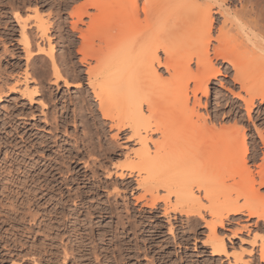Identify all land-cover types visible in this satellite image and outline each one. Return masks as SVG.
Wrapping results in <instances>:
<instances>
[{
  "label": "rangeland",
  "instance_id": "374dc122",
  "mask_svg": "<svg viewBox=\"0 0 264 264\" xmlns=\"http://www.w3.org/2000/svg\"><path fill=\"white\" fill-rule=\"evenodd\" d=\"M84 2L0 0V264H236L238 255L243 263L264 264L259 256L264 221L233 216L218 230L228 253L217 258L211 255L210 230L203 222L211 220L207 211H202L203 218L189 220L171 211L177 204L172 197V209L165 216L164 203L151 209L144 206L146 200H135L144 194L137 176L119 177L138 145L128 138L129 131L119 135L112 128L89 86L88 68L96 63L85 61L79 52L82 40L74 28V10ZM37 15L49 22L48 38L36 31ZM213 17L215 36L223 19L217 13ZM89 22L84 16L77 26L84 31ZM27 35L32 38L30 50L24 43ZM214 63L221 75L212 80L208 95L199 94L198 119L217 128L243 129L238 142L252 154L257 150L249 168L259 183L264 102L256 100L255 106L247 107L240 74L228 63ZM54 68L70 84L57 80ZM151 137L157 140L160 135ZM209 165L205 173L214 168ZM221 189L220 184L211 188L215 193ZM262 196L264 188L247 198L232 193V199L245 207L260 204ZM79 244L87 245L84 252ZM96 245L98 261L90 251Z\"/></svg>",
  "mask_w": 264,
  "mask_h": 264
},
{
  "label": "bare ground",
  "instance_id": "6f19581e",
  "mask_svg": "<svg viewBox=\"0 0 264 264\" xmlns=\"http://www.w3.org/2000/svg\"><path fill=\"white\" fill-rule=\"evenodd\" d=\"M89 9L95 13L91 15ZM213 13L223 19H219L221 26L215 36ZM74 15V28L82 40L79 52L85 61L96 63L87 74L101 113L119 135L129 131L128 138L138 145L134 159L126 162L119 177L137 176L138 188L144 194L135 200H146L144 206L151 209L164 203L165 216L172 209V197L177 204L171 211L189 220L207 211L211 220L203 222L210 230L211 255L227 256L219 229L239 214L264 221V196L260 204L248 207L232 199V193L238 198L260 195L264 158L257 183L249 160H255L258 152L254 149L252 154L240 146L238 136L243 129L200 122L195 104H200L199 94L208 95L212 80L221 75L214 60L228 63L240 74L247 107L255 106L256 100L264 102V0H85ZM84 16L90 22L83 31L77 24ZM48 23L36 16L34 24L42 39L48 38ZM30 39L25 36L27 50L31 49ZM49 49L51 56L53 48ZM162 68L165 71L160 73ZM58 70L54 68L57 80L70 84ZM33 93L29 89L28 94ZM156 134L160 137L154 140L151 136ZM209 164L214 168L205 173ZM230 180L232 185L227 183ZM217 184L222 185L221 193L211 190ZM160 191L164 197L158 196ZM196 192L204 196L197 197ZM82 244L80 252L87 248ZM259 248L264 262V240ZM97 250L98 245L90 249L95 261L99 260ZM235 259L236 264L253 262L243 263L241 255Z\"/></svg>",
  "mask_w": 264,
  "mask_h": 264
}]
</instances>
